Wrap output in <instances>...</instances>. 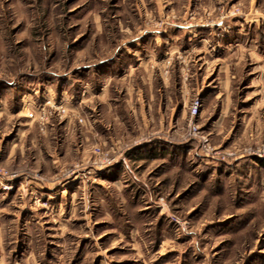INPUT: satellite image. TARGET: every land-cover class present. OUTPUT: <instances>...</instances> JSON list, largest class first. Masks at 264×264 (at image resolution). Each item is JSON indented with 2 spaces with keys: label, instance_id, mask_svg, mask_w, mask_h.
Wrapping results in <instances>:
<instances>
[{
  "label": "rangeland",
  "instance_id": "rangeland-1",
  "mask_svg": "<svg viewBox=\"0 0 264 264\" xmlns=\"http://www.w3.org/2000/svg\"><path fill=\"white\" fill-rule=\"evenodd\" d=\"M256 161L264 0H0V264H264Z\"/></svg>",
  "mask_w": 264,
  "mask_h": 264
},
{
  "label": "built area",
  "instance_id": "built-area-1",
  "mask_svg": "<svg viewBox=\"0 0 264 264\" xmlns=\"http://www.w3.org/2000/svg\"><path fill=\"white\" fill-rule=\"evenodd\" d=\"M200 106H201V102H200V100L198 98L191 103V105H190V113H191L192 117H194V116H196L198 114ZM196 127L197 126L195 125L194 128H196Z\"/></svg>",
  "mask_w": 264,
  "mask_h": 264
},
{
  "label": "crops",
  "instance_id": "crops-1",
  "mask_svg": "<svg viewBox=\"0 0 264 264\" xmlns=\"http://www.w3.org/2000/svg\"><path fill=\"white\" fill-rule=\"evenodd\" d=\"M240 124H241V125H240V129H241V130H240V134H241V137H242V136H244V134L246 133V132H245L246 127H245V129H243V128H244V126H243V122H241ZM255 135H256V136H259V133L256 131V132H255ZM252 161H253V160H252ZM256 162H257V161H256ZM239 163H241V161H240ZM257 163H258V164L260 163V164H263V165H264V163H263V162H260V161H258ZM260 164H259V165H260ZM238 165H239V164H238Z\"/></svg>",
  "mask_w": 264,
  "mask_h": 264
}]
</instances>
